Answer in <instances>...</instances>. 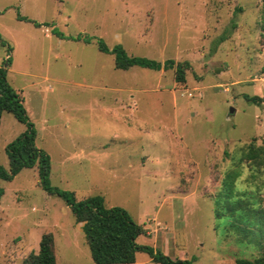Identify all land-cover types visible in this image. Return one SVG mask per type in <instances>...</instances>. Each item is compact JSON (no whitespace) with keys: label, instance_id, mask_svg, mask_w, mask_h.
Returning <instances> with one entry per match:
<instances>
[{"label":"rangeland","instance_id":"1","mask_svg":"<svg viewBox=\"0 0 264 264\" xmlns=\"http://www.w3.org/2000/svg\"><path fill=\"white\" fill-rule=\"evenodd\" d=\"M260 8L261 0H0V68L50 158L51 186L124 209L146 230L135 242L171 260L264 255V239L216 218L226 191L264 208V154L244 157L250 145L264 148V101L245 99L264 100ZM98 42L187 62L185 82L174 70L116 69ZM26 129L2 113L1 167ZM0 188V264L37 253L45 233L56 264H94L69 207L40 187L37 165ZM136 261L158 264L145 252Z\"/></svg>","mask_w":264,"mask_h":264},{"label":"trees","instance_id":"2","mask_svg":"<svg viewBox=\"0 0 264 264\" xmlns=\"http://www.w3.org/2000/svg\"><path fill=\"white\" fill-rule=\"evenodd\" d=\"M260 17L264 27V0H261ZM97 47L99 51L114 56L116 69L129 70L132 67H140L155 71L174 70L175 81L185 82L187 62L177 64L172 60H166L160 63L146 58L130 57L120 45L109 49L103 42H98ZM245 99L255 105H261L264 101L257 96L245 97ZM3 112H10L18 122L25 124L27 129L6 146L8 168L0 166V181H11L22 169L37 165L40 187L47 194L60 197L69 207L74 221L81 226L94 264H134L138 252L147 253L153 263L192 264V261L186 259L171 260L157 249L138 245L135 242L136 238L145 235L146 230L135 223L124 209L107 208L103 198L99 196L76 201L73 193L51 186L50 158L43 150L36 147V132L28 121L23 100L20 94L6 82L5 72L0 68V120ZM261 154H264V148L250 145L244 157L253 160ZM227 182L225 190L229 186ZM226 193V201L222 199L216 201V218L231 219L232 225L233 222L243 223L248 233L264 239V208L260 203L252 196L244 195L233 200L231 192L226 191ZM2 194L3 190L0 188V196ZM21 264H56L52 234H42L38 252L30 253ZM235 264H264V255L251 260L239 259Z\"/></svg>","mask_w":264,"mask_h":264},{"label":"crops","instance_id":"3","mask_svg":"<svg viewBox=\"0 0 264 264\" xmlns=\"http://www.w3.org/2000/svg\"><path fill=\"white\" fill-rule=\"evenodd\" d=\"M80 225V224H79ZM145 236V235H144ZM154 250H155V247H154ZM149 260L151 261V259L149 258ZM152 262V261H151ZM134 264H139L137 261H136V256H135V263Z\"/></svg>","mask_w":264,"mask_h":264},{"label":"water","instance_id":"4","mask_svg":"<svg viewBox=\"0 0 264 264\" xmlns=\"http://www.w3.org/2000/svg\"><path fill=\"white\" fill-rule=\"evenodd\" d=\"M233 111H234V110L231 108V109H230V112L232 113Z\"/></svg>","mask_w":264,"mask_h":264}]
</instances>
